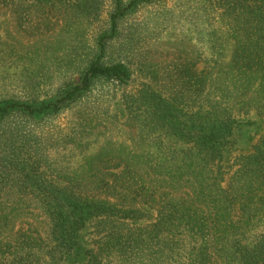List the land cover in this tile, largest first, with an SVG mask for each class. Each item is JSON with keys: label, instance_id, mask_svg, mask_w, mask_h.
I'll list each match as a JSON object with an SVG mask.
<instances>
[{"label": "trees", "instance_id": "trees-1", "mask_svg": "<svg viewBox=\"0 0 264 264\" xmlns=\"http://www.w3.org/2000/svg\"><path fill=\"white\" fill-rule=\"evenodd\" d=\"M21 1L86 26L105 3ZM107 1L75 82L0 100V264H264V0H207L204 66L132 92L115 45L162 0Z\"/></svg>", "mask_w": 264, "mask_h": 264}, {"label": "rangeland", "instance_id": "rangeland-1", "mask_svg": "<svg viewBox=\"0 0 264 264\" xmlns=\"http://www.w3.org/2000/svg\"><path fill=\"white\" fill-rule=\"evenodd\" d=\"M206 1L162 0L143 5L128 19L126 25H135L134 43L122 34L113 54L115 60L126 59L132 71L127 91L142 83L159 85L161 70L172 67L178 57L196 69L204 66L198 58L200 53L208 55V45L200 40L201 27L205 30L206 26L202 24ZM104 2L100 21L86 26L81 19L71 18L68 7L43 20L37 8L28 9L21 0H0V100L42 101L64 80L75 82L76 71L86 66L93 43L104 30L102 21L110 10V2ZM57 123L62 119L53 120ZM51 129L52 123H41L38 128L46 135ZM244 137V133L239 137L241 143ZM89 239V235L84 237L85 242Z\"/></svg>", "mask_w": 264, "mask_h": 264}]
</instances>
